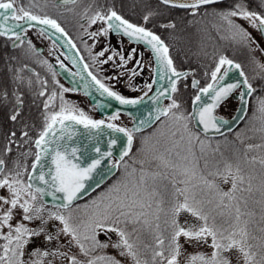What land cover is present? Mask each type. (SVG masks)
<instances>
[{"label":"snow or ice","instance_id":"6c2138e0","mask_svg":"<svg viewBox=\"0 0 264 264\" xmlns=\"http://www.w3.org/2000/svg\"><path fill=\"white\" fill-rule=\"evenodd\" d=\"M68 2V0H65ZM74 2V0H72ZM164 3H168L169 0H163ZM221 0H196L193 4H172V7L180 8H200L201 6L220 3ZM264 5V0H261ZM18 0H0V36H12L16 40H21V37L15 32V29L22 28L24 24L32 25L34 22L38 25H46L56 32L64 35V30L60 27L56 20L47 16L41 17L33 14L31 11L26 10L23 6L16 7ZM223 20L227 21L230 27L237 28L238 32L243 38L252 40L251 36L244 32L243 29H239L237 25L233 23L232 18L239 17L247 19L253 22L254 27L264 33V15H261L254 11L247 10L244 0H240L228 10L220 11L217 13ZM145 21L148 17H144ZM102 21L107 27L102 28L99 32L90 33V37H96L106 35L109 31L122 32L129 38H134L137 41L143 42L145 45L150 46L151 51L154 54L155 61L159 66V78L164 80L168 79V86L160 89L157 95L152 99L158 101L161 96L171 100V103L165 108H158L155 117H149V119H157L160 117H168L171 120L182 123L183 132L187 133L189 141L199 140V137L189 130L188 121L198 122L203 127V131L207 133L210 129L217 132L220 131V124L227 123V121L220 120L213 115L214 110L229 96V94L236 88L240 87V84H227L220 85V82L225 79L228 72L231 69H238L240 65L234 64L233 61L221 56L215 69L211 72V82L207 83L204 87H199V81L193 80L192 87L198 88V92L192 100L193 113L185 115L184 113L173 112V109H179L180 104L175 100L171 94L177 92V82L183 76L184 73L177 71L173 66V61L169 56V49L161 38L153 32L147 30L145 27L134 25L133 23L122 18L114 10H109L107 15H103L97 12L90 20V24H95L97 21ZM259 24L256 25L255 22ZM11 22V23H10ZM171 26V25H169ZM23 42V41H21ZM69 44H72L71 40H68ZM75 47V45H73ZM107 49L98 53L99 57L105 55ZM135 52V49L132 50ZM115 55V53H113ZM113 56L110 55L106 60L101 63H107L111 61ZM121 66H124L127 61L132 60V54H129L127 59L121 56ZM137 65H140V61H136ZM227 65L228 67H224ZM63 67V65H61ZM223 69V71H222ZM84 70L88 72L92 82L96 86V90L101 95H107L108 97L118 101L121 105H136L143 100V97L139 99H126L119 93L111 90L100 79L97 78L92 72L88 71V65L84 66ZM133 74H137L135 69H132ZM240 76L243 77L244 73L241 71ZM115 79V77H111ZM155 82V81H154ZM148 91H152V84L146 85ZM243 87L247 89V92L240 94L241 103H246L243 97L245 95H251L254 91L253 86L245 78L243 80ZM69 91V89H62V92ZM41 96L44 92L40 93ZM56 93L53 92L48 101H45L44 108L47 110L50 107V102L55 99ZM148 92L144 93L147 96ZM205 97H210L211 103L205 100ZM62 101L59 111H53L47 113L44 118V124L42 130L38 133V138L35 139L34 144L36 148L35 159L31 164V171H15V174H5V161L0 159V189L6 188L8 196H0V207L7 205V209L0 215V240L5 243L0 244V264H25L23 260L25 246L31 241L32 237H38L42 233L45 234V240L51 241L54 239L50 232H47L46 225L49 220L59 221L62 226L60 232L65 236H70L71 240L79 247L80 252L84 255H88L90 250H95L97 247H108L107 244H101L97 240V230L103 232H115L119 236L120 241L117 244H113V247L122 248L124 251L121 255H129L135 261L136 264H141V261L137 258V252L134 251V245L129 242L127 234L123 229L117 225L120 223H142L144 225H151V221L147 219L149 213L146 209L153 208L154 198L157 195L155 191H148L146 188V174L142 173L138 185H135L133 189L126 191L123 197H117L115 200L109 199L110 202L105 206L103 212L94 213L86 222L73 225L71 223V217L59 214L58 212H49L48 218L45 219L42 213L44 212V206L37 205L36 201H43L46 195H50L53 199H56V194H62L63 203L54 205L57 208H68L72 205L82 191L85 189V181L92 179L93 173L101 166V162L105 159L111 158L113 153L112 149L117 145V138H110L108 142V151H102L100 147H94L93 151L95 156L86 157L80 149L68 141L73 140V133L71 131L73 125H82L85 129L89 130H101L103 128L111 129L114 133H123L127 137L126 147L120 153L119 159L115 160L110 167L119 168L124 161V157L128 156L132 148L133 132L139 129H128L125 127H119L115 123L105 122L104 119L93 120L86 115L82 110L75 108L63 100V96H60ZM199 104V107H196ZM261 111H264V100L261 101ZM12 120H16V116L11 117ZM119 119V113L108 117L109 121H115ZM144 123V121H142ZM15 135V133H13ZM27 135V133H25ZM175 135V132L173 133ZM183 138V136H182ZM203 144V141H200ZM50 161V165H49ZM264 165V160L261 161ZM165 166H168L166 164ZM125 167L127 165L125 164ZM45 168L48 170L45 171ZM239 166L233 171V166L226 163L224 166V172H217L215 175L222 176L224 182L227 183L229 177H231V189L228 192H221L217 189V186L201 176L200 180L209 190H215L216 194L220 197L219 206L225 208L229 207V204H225V198L229 202L236 199L234 193L237 191V181L243 183L244 177L240 174ZM186 179L180 180L179 183L185 185L184 188H174V200L170 204V207L165 210L162 207L163 200L155 201L154 215L157 223L156 229H160V213L163 212L166 217L170 219L165 220V224L171 228L169 234V242L167 248H164L165 240L157 235L156 248L153 253V264H156V258H160V264H179L178 257L181 255L182 245L179 243L181 237L185 238L186 242L191 243L195 241L197 244H207L208 238H211L210 247L212 252L210 255L196 253L188 257V264H231V260L224 256L223 253L230 252L235 249L242 257L243 264H264V251L260 254V259L256 260L257 253L252 251L253 245L249 243V232L247 230V222H244L241 226V216L244 213L241 212L239 206L235 207V221L236 223L230 225L229 228H219L214 223L209 224V216L203 211L200 206L201 202L196 199L195 193L190 195L191 189L188 185L191 182V178L196 176L194 169L184 168L180 173ZM27 176V180L23 179ZM154 178V177H153ZM195 187V186H193ZM124 188L127 189L128 185L125 184ZM143 189L146 195L141 194ZM117 192L119 189H115ZM111 191V190H110ZM242 191V189H241ZM251 191V188H249ZM183 197V201L179 197ZM211 202V201H209ZM96 204V201H93ZM99 208V205H96ZM19 209L21 214L20 222L12 223L14 218V210ZM181 212H188L196 219L203 223L197 227L184 228L176 219ZM40 221L35 228H29L25 225L24 221ZM8 229L5 233L3 229ZM59 232L56 234L59 236ZM255 239V237H253ZM91 241V248H86L85 244L81 241ZM264 247V246H262ZM167 251V256H165ZM31 255L33 256H47V251L40 252L39 249L34 250ZM56 255V253H52ZM63 255V254H61ZM118 264L117 261L111 257H95L89 259L87 264ZM70 264H79L75 256L69 257ZM32 264H40L39 261H33Z\"/></svg>","mask_w":264,"mask_h":264},{"label":"flooded vegetation","instance_id":"af4514ba","mask_svg":"<svg viewBox=\"0 0 264 264\" xmlns=\"http://www.w3.org/2000/svg\"><path fill=\"white\" fill-rule=\"evenodd\" d=\"M57 1L18 0L16 7L23 6L26 10H31L33 14L56 20L75 45L84 65H88V71L97 76L111 90L123 96L118 89L120 83L129 84L140 90L148 84L153 85L154 61L151 52L144 45L134 43L124 35L113 31H109L106 35L90 37V33L99 32L107 25L101 21L103 27L88 28L85 26L87 18L81 17L90 13L95 15L97 12L107 15L109 10L117 9L120 0H95V4H92L91 0H84L85 4H82V8L78 5L81 0L63 4ZM25 3L29 4L26 6ZM107 3H111L114 9L108 8ZM231 4L232 2L228 0L212 6H214V12L215 10L220 12L230 8ZM28 6L30 9L27 8ZM48 9L54 11L55 16L50 15ZM187 11L190 14L196 12L195 10ZM122 18L131 22L126 15ZM21 23L23 27L15 29L21 40H16L14 36L11 38L0 36V159L5 161V174L13 175L15 171H31L36 152L34 141L43 128L46 112L59 111L62 103L61 95L64 101L82 110L86 115L94 111L98 119H103L97 114L98 106L101 107L102 102L92 103L88 95L95 93L96 96H102L96 90L91 77L72 60L55 37L40 28ZM105 49H107L105 55L99 57L98 53ZM133 49H135L134 53ZM129 54H132L133 59L121 66V56L127 59ZM110 55L113 56L111 61L106 64L101 63ZM136 61H140V65H137ZM132 69H135L137 74H133ZM191 75L179 80L177 85L189 82L190 86L191 80L195 78ZM62 89H69V91L62 92ZM197 91L195 90L196 94ZM41 92H44L43 96L40 95ZM53 92L57 95L50 102V107L45 110V101H48ZM146 92L149 93L148 90ZM140 97H144V93ZM13 115L16 116V120L11 119ZM80 151L82 152L81 148ZM47 170L45 168V171ZM23 179L26 181L27 176L25 175ZM8 195L6 188L0 189V196ZM36 204L44 206L47 218L50 211L65 210L47 205L40 200H37ZM7 207V205L0 207V215ZM20 220L19 209L14 210L12 223L15 224ZM51 222L52 220L47 224V232L53 227ZM24 223L31 228L32 223L35 224L37 221H24ZM7 231L8 229H3V232ZM3 243L5 241L0 240V244ZM36 249L50 253V242L41 237H32L25 246L23 260L44 259L45 256L31 255Z\"/></svg>","mask_w":264,"mask_h":264},{"label":"trees","instance_id":"16d2710c","mask_svg":"<svg viewBox=\"0 0 264 264\" xmlns=\"http://www.w3.org/2000/svg\"><path fill=\"white\" fill-rule=\"evenodd\" d=\"M234 1L237 0H230V2ZM91 2L96 3L93 0ZM107 6L114 9L111 3H107ZM213 8L214 6L201 7L195 14H190L188 11L161 4L156 0H120L117 9L114 10L122 16L126 15L132 23L142 25L156 33L168 47L169 56L175 68L177 70H193L200 81L201 87H204L211 82V72L215 69L221 56L241 67L244 64L239 57H248V59L250 57L243 36L239 32L230 35L228 30H231V27L227 28L228 26L217 15L218 11L215 10L214 12ZM246 8L249 11L263 14L262 10L254 8L251 3H247ZM145 16L148 17L147 21L144 19ZM250 83L254 90H261L264 96V71H260L257 80L250 81ZM200 137L204 138L201 135ZM210 141L225 145V148L218 144V149L211 150V153H214L211 159L212 168L202 170V173L207 175L206 179L213 182L219 191H230L232 186L231 177L225 183L222 176L215 175L218 171L223 173L224 166L228 163L233 166V171L239 166V174L244 177V181L243 183L237 181L238 187L234 193L235 200L229 202L225 198L224 203L229 204L227 208L218 207L220 197L215 190L207 189L201 180L193 188L196 199L201 202L200 206L209 216V224L214 223L219 228H229L230 225L236 223L235 207L239 206L241 212L244 213L241 216V226L244 222H247V230L250 234L249 243L253 245L251 250L257 253L256 260H259L261 252L264 251V247H262L264 246V165L261 164V161L264 160V111H248L238 131L217 139H210ZM174 182L176 187L184 188L185 186L179 181L165 178L164 188L172 190L174 193ZM249 188H251V191H249ZM173 193H162V200L164 201L162 207L165 210L170 207L174 200ZM179 199L181 202L183 201L182 196ZM166 219H170V217H166L161 212L158 221L160 229H156L155 224L157 221L152 215L149 219L151 225H143L140 228L142 233H138L137 236L130 234L125 229L129 242L134 245V251L137 252V258L141 261V264H153V253L158 250L156 248L157 235L165 240L164 248H167L171 228L165 224ZM176 219L179 223V218ZM202 223L199 220L197 228ZM210 243L211 238H208V243L203 244V246L205 249L212 251L209 246ZM199 253L211 254L203 252V250ZM167 254V251H165V256ZM236 254L239 257L237 262L232 260V257ZM223 255L232 261L231 264H243V257L235 249L225 252ZM131 261L136 264L132 257ZM99 263L101 264V262ZM118 264L123 263L118 262ZM156 264H160L159 257L156 258ZM164 264H166V261ZM185 264H188V259Z\"/></svg>","mask_w":264,"mask_h":264},{"label":"rangeland","instance_id":"374dc122","mask_svg":"<svg viewBox=\"0 0 264 264\" xmlns=\"http://www.w3.org/2000/svg\"><path fill=\"white\" fill-rule=\"evenodd\" d=\"M249 1L250 2L244 0L245 6L247 3H251L254 8L262 10V15H264V5H262L261 0ZM239 2V0L232 2L231 7ZM25 4L27 6L29 3ZM82 4H85L84 0H81V2L78 3L81 8L83 6ZM27 8L30 9L29 6ZM47 11L50 15L55 16L54 11H50L49 9ZM93 16L94 15L91 13L81 16L87 18L85 26L88 28L103 27V23L99 20L95 24H90V20ZM219 18L224 22V24H226V26H228L227 28H230L227 21L223 20L220 16ZM232 20L239 29H243L244 32L248 33L252 38L251 41L244 38L247 45V51L250 54L249 59L248 57H239L244 64L243 67H240L242 68L246 79L250 83V81L257 80L260 71H264V41L261 38L258 27H254L252 21L239 17H234ZM255 24L258 25L259 22L256 21ZM228 32L230 35H233V33L237 34L238 30L237 28L231 27V30H228ZM182 34L184 35V33ZM191 76L196 77L194 71ZM199 87H201V85H199ZM118 89L126 99H137L148 90L146 86L140 90L133 88L129 84L121 83L118 84ZM177 89V92L174 93L172 97L180 104V108L173 109V112L190 115V104L196 95L195 90L189 86V82L178 84ZM262 100H264L263 93H261V90L256 89L250 99L248 111H261ZM170 103L171 100L165 101V107H167ZM237 103L238 102L236 100L234 101L230 98L218 108L216 114L220 117H230L235 111ZM92 113H89L88 116L93 120H100L94 111H92ZM108 117L109 116L103 118L106 123L112 122L119 127L129 129L131 120L125 115L119 114V119L115 121H109ZM182 123L183 122L177 123L168 117H164L147 132L137 135L132 153L121 163L118 173L111 180L94 192L90 197L75 204L73 207L63 211L54 210V212H58L66 217L70 216L71 223L73 225L86 222L94 213L104 211L105 206L110 202V200L106 199V197L111 198V200H115L117 197H123L126 191L130 192L135 185L139 184L142 173L146 174L145 180L147 190L155 191L157 193L154 198L153 208L146 209L149 213L147 219H150L152 217V213L155 212V201L162 200V193H173L172 190H168L167 188L166 190L164 188L165 178H169V180H174L176 182L184 180L186 178L180 174L183 169H194L196 176L191 178V182L188 185L191 189L190 195L194 193L193 186L200 181V177L203 176L207 178V175H204L202 170H209V168H212L211 159L214 156V153L211 152L218 149L220 144L216 141H210V139L217 138H201L200 135L193 129L191 120L188 121L189 130L195 133L199 137V140H192L190 142L187 133L183 132V128L181 126ZM242 124H240L233 132L238 131ZM174 132L175 135H173ZM200 141H203V144H201ZM220 146L225 148V145ZM125 164L127 167H125ZM166 164H168V166H165ZM208 173L210 172L208 171ZM125 184L128 185L127 189L124 188ZM117 188L119 189L118 192L115 190ZM141 194L146 195L143 189H141ZM93 201H96V204H93ZM97 204L99 205V208H97ZM42 215L45 219H47L46 211L43 212ZM178 218L179 223L184 228L197 227L199 222L198 219L186 212H181ZM39 223L40 221H37L35 224L32 223L33 225L30 227H36ZM50 224H52L53 227L49 230V232L53 235L54 239L49 241L51 247L49 255L45 256L44 259L24 260L26 262L25 264H32L33 261H39L40 264H70L69 257L71 256H75L77 261H79V264H87L89 259L101 256L111 257L123 264H135L131 261V256L126 254L121 255V252L124 251V249L112 246L120 241L119 236H117L115 232H103L97 230V240L100 241L101 244H107L108 247H97L94 251L90 250L88 255H84L80 252L76 243L71 240L70 236H65L62 232H60L62 226L59 221L52 220ZM143 225L144 224L142 223H120L117 226L123 229L124 232L127 230L130 234L137 236L138 233H142L140 228ZM45 227L47 228V225ZM58 232L60 233L59 236L56 235ZM45 234L46 233H42L38 237L44 238ZM81 242L85 244L86 248H91V241L82 240ZM179 243L182 245L181 255L178 257L179 264H185L190 255L199 253L201 250L207 253L212 252L207 248L205 249L203 244H197L195 241H192L191 243L186 242L183 237L180 238ZM52 253H56V255H52ZM238 258L239 257L236 254L232 257V260L237 262ZM98 264H100L99 261Z\"/></svg>","mask_w":264,"mask_h":264},{"label":"water","instance_id":"95a60500","mask_svg":"<svg viewBox=\"0 0 264 264\" xmlns=\"http://www.w3.org/2000/svg\"><path fill=\"white\" fill-rule=\"evenodd\" d=\"M69 1L71 0H68V2ZM157 1H159L160 3L164 5L170 6V7H172L171 6L172 4H193L196 2V0H191L188 2H184V3L170 1V0L168 3H164L163 0H157ZM224 1H227V0H221V2H224ZM57 2L65 3V0H58ZM175 8H180V7H175ZM180 9H194V8H180ZM24 25H28V24H24ZM32 26L40 28L41 30L55 37L60 42L63 49L70 55L72 60L75 61V63L79 65L81 69L84 70L85 65L77 49L73 47V44L68 43L69 38L65 34L61 35L60 33L56 32L54 29L46 25H38V24H35L34 22L32 23ZM115 33L124 35L122 32H115ZM259 33L261 35L262 40L264 41V33H262L260 30H259ZM125 37H127L129 40H131L134 43H139V44L144 45L151 52L152 58L154 61V72H155V80H154L155 82L153 83L152 91H150L147 96H144L143 100L136 105H121L118 101L108 97L106 94L102 96L98 95L99 97L96 96L95 93L88 94V95L92 103H98V101L102 102V106L101 107L98 106V110H99L97 111L98 115L104 117L105 115H109L115 112L124 114L128 118L132 119L130 129L138 128L139 129L138 131L133 132L134 134H138V133H142L150 129L161 118H163V117H160L159 120L154 119V118L151 120L149 119L150 116L155 117L156 111L158 108H165L164 102L167 98H165L164 96H161L158 101H154L152 98L157 95L158 90L166 88L168 86V79L166 77L164 80H160L159 71H158L159 66L157 65L155 61V57H154L153 52L151 51L150 46L145 45L143 42L137 41L134 38H129L128 36H125ZM179 72L184 73L185 76L191 73V71H179ZM240 72H241L240 68L231 69L228 72L225 79L220 82V85H227V84H240L241 85L240 87L234 89L227 97V98L231 97L234 100H239L237 107L235 109V112L233 113L231 117L225 118V117H220L216 115V110L227 98L213 112V115L217 118L218 121L220 120L227 121V123L220 124V131L217 132L215 130L210 129L207 133H205L203 131V127L199 125L198 122H195V123L192 122L193 128L196 131H198L201 135H203L204 137L206 138L220 137L226 133H230L234 131L243 122L248 112L249 99L251 95L250 96L245 95L243 99L244 101H246V103H243V104L241 103L240 94L242 92L246 93L247 89L243 87V80L245 79V77L244 76L241 77ZM85 73L88 75V72L85 71ZM193 80H197V79L195 78L192 79L190 86L192 85ZM191 88L197 89V88H193L192 86ZM237 89H240V92L234 94V92ZM205 100L208 103H211L210 97H205ZM196 107H199V104ZM190 108H191V114H192L194 106L191 104ZM142 121H144V123H142ZM71 131L73 133V140L68 141V143L72 144L73 146L78 147L79 149L81 148L82 153H84L86 157L96 155L95 152L93 151L94 147H100L102 151H108L109 150L108 142L110 138H117L118 140L117 145L112 149V153H113L112 157L116 158V160L119 159L121 151L123 150L124 147H126L127 137H125L123 133H114L112 132L111 129L103 128L97 131V130L85 129L82 125H73ZM133 145H134V137L132 141L131 151L133 149ZM131 151L129 152V154L131 153ZM126 157H124V159ZM111 158L103 160L101 162V166L96 170V172L93 173L92 179L85 181V189L82 191L79 197L75 201H73L72 205L88 197L90 194H92L94 191H96L98 188H100L106 182H108L117 173L118 168L110 167ZM43 202L46 204L52 205V206L59 205L63 203L62 194L57 193L55 200L53 199L52 196L46 195L43 198Z\"/></svg>","mask_w":264,"mask_h":264},{"label":"bare ground","instance_id":"6f19581e","mask_svg":"<svg viewBox=\"0 0 264 264\" xmlns=\"http://www.w3.org/2000/svg\"><path fill=\"white\" fill-rule=\"evenodd\" d=\"M170 1L183 2V3H184V2L191 1V0H170ZM230 98H231V97L227 98L226 101L229 100Z\"/></svg>","mask_w":264,"mask_h":264}]
</instances>
